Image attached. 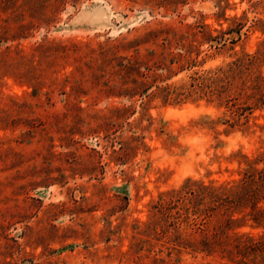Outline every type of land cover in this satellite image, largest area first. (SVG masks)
<instances>
[{"label":"rangeland","instance_id":"1","mask_svg":"<svg viewBox=\"0 0 264 264\" xmlns=\"http://www.w3.org/2000/svg\"><path fill=\"white\" fill-rule=\"evenodd\" d=\"M255 168L264 0H0V264H264Z\"/></svg>","mask_w":264,"mask_h":264},{"label":"trees","instance_id":"2","mask_svg":"<svg viewBox=\"0 0 264 264\" xmlns=\"http://www.w3.org/2000/svg\"><path fill=\"white\" fill-rule=\"evenodd\" d=\"M136 64L137 63H132V67H129L135 71ZM125 67H128V65ZM134 83L135 87L145 84L143 80L138 81L136 79L134 80ZM169 95L170 94L168 93L166 98H168ZM203 188L206 194L210 196V198L216 202V204L221 206L233 204L242 206L244 204L252 203L253 208H256L261 216L262 213H264V209H260L257 206V202L264 199V169L260 170L255 168L254 171L247 172L243 180L237 186H233L231 189L223 190V187L215 186H204ZM256 219L260 221L261 217L257 216ZM203 242L206 247H209L211 250L213 249L212 247L215 241L205 238L203 239Z\"/></svg>","mask_w":264,"mask_h":264},{"label":"bare ground","instance_id":"3","mask_svg":"<svg viewBox=\"0 0 264 264\" xmlns=\"http://www.w3.org/2000/svg\"><path fill=\"white\" fill-rule=\"evenodd\" d=\"M92 16H94V17H96L98 19H102V16L101 15L97 14L96 12H94L92 10H86V11H84L82 13V16L81 17L82 18H87V17H92Z\"/></svg>","mask_w":264,"mask_h":264}]
</instances>
